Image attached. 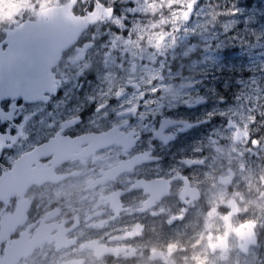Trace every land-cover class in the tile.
Segmentation results:
<instances>
[{"label": "flooded vegetation", "instance_id": "af4514ba", "mask_svg": "<svg viewBox=\"0 0 264 264\" xmlns=\"http://www.w3.org/2000/svg\"><path fill=\"white\" fill-rule=\"evenodd\" d=\"M38 20L0 17V264H264L252 74L199 73L185 85L199 100L146 113L108 72L104 25L48 68L19 49L45 38L21 35Z\"/></svg>", "mask_w": 264, "mask_h": 264}, {"label": "rangeland", "instance_id": "374dc122", "mask_svg": "<svg viewBox=\"0 0 264 264\" xmlns=\"http://www.w3.org/2000/svg\"><path fill=\"white\" fill-rule=\"evenodd\" d=\"M96 1L116 11L102 22L106 31L100 33L106 35L102 46L108 44V72L124 74L139 86L135 100L143 111L160 112L199 100V92L185 98V85L198 83L191 78L199 73H232L237 76L234 84H247L243 76L250 72L253 87L248 89L253 91L246 104L255 121L264 120V0ZM23 4L0 0V17L25 9ZM259 126L254 134L262 137ZM258 152L254 149L252 173L263 180L264 159Z\"/></svg>", "mask_w": 264, "mask_h": 264}, {"label": "water", "instance_id": "95a60500", "mask_svg": "<svg viewBox=\"0 0 264 264\" xmlns=\"http://www.w3.org/2000/svg\"><path fill=\"white\" fill-rule=\"evenodd\" d=\"M81 1L88 2L89 0ZM73 8L74 7L70 4L63 8L57 7L51 15L41 16L37 23L23 25L21 29L25 31L24 37H27L29 32L35 31L37 33L39 32L40 36L43 34L45 38L37 37L26 39L30 41V46L27 44L26 47L23 46L20 50L27 52V50L32 47L35 50V53H30V59H32L31 56L35 54L37 59L39 58V60L45 63L48 68L53 67L60 59L61 53L75 44L78 36L84 31L85 27L88 24L96 23L103 10L101 5L96 4L92 14L85 15L84 18H76L72 14ZM42 40L45 41V44H40V41ZM38 50L43 52L46 51L47 53L38 55ZM2 78L4 81L9 80L5 77Z\"/></svg>", "mask_w": 264, "mask_h": 264}, {"label": "clouds", "instance_id": "9594fccd", "mask_svg": "<svg viewBox=\"0 0 264 264\" xmlns=\"http://www.w3.org/2000/svg\"><path fill=\"white\" fill-rule=\"evenodd\" d=\"M76 0H65V4H61L60 0H24L23 7L32 11V13L39 17L43 15H51L54 10L59 6L61 8L65 7L66 5L70 4L75 7ZM260 196L264 197V191L260 192ZM247 208L244 209L246 211ZM255 226L253 225V228ZM252 243L255 244V240H252ZM170 252L169 255L174 253ZM245 252L248 251L247 248L244 249ZM99 258V257H98ZM67 264H76L74 261H68ZM79 264H83V261H79Z\"/></svg>", "mask_w": 264, "mask_h": 264}]
</instances>
